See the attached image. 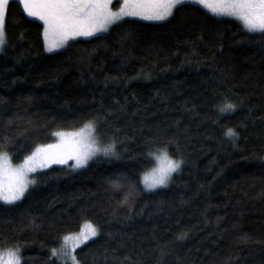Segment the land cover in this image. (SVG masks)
Segmentation results:
<instances>
[{
	"label": "trees",
	"instance_id": "obj_1",
	"mask_svg": "<svg viewBox=\"0 0 264 264\" xmlns=\"http://www.w3.org/2000/svg\"><path fill=\"white\" fill-rule=\"evenodd\" d=\"M5 27L0 151L18 164L94 118L119 155L34 173L24 196L0 200V248L19 244L21 264H71L50 249L91 221L98 233L74 250L80 264H264V34L190 1L57 51L19 0ZM226 101L237 107L220 112ZM165 145L181 166L148 190L141 174ZM121 171L136 182L124 203L106 179Z\"/></svg>",
	"mask_w": 264,
	"mask_h": 264
},
{
	"label": "snow or ice",
	"instance_id": "obj_2",
	"mask_svg": "<svg viewBox=\"0 0 264 264\" xmlns=\"http://www.w3.org/2000/svg\"><path fill=\"white\" fill-rule=\"evenodd\" d=\"M196 2L206 5L213 12H226L229 15L238 16L247 30L264 34V0H196ZM183 3L184 0H122L120 7L113 10L109 6L110 0H19V4L28 15L39 17L43 21L42 34L45 48L49 51L61 47L70 37L89 36L92 33L107 30L110 25L120 22L124 16L165 20L173 15L177 7L183 6ZM8 4L9 0H0V50H3L7 44L5 24ZM236 107L237 105L232 101H226L219 105V110L230 112ZM84 128L89 130L90 138L83 146L79 141L59 142L55 145L38 144L14 167L10 163L7 168L5 167L8 154L0 151V200L10 202L24 196L29 185L35 183L34 179L28 177V173L52 163L53 155L49 153V149H57L60 155L71 154L74 157L72 164L74 168L86 165L98 154L104 157H118L115 140L101 142L98 139L95 131L97 121L94 118L86 120L80 131L83 132ZM59 134L64 135L63 131ZM224 134L233 141L240 135L231 126L225 128ZM169 143H174V141H169ZM65 144L68 145L67 149H65ZM149 155L156 158L157 164L141 174L144 188L152 189L158 185L168 184L173 171L180 168L182 159L169 156L167 145L150 152ZM60 162L66 163L65 160H60ZM106 179L114 190L125 189L120 203L127 201L135 191L136 182L131 180L125 172H115ZM86 223L91 225V221ZM97 232L98 228L91 225L87 232L66 233L61 237L63 241L61 246L50 249V256L59 261L70 260L71 264H80L72 250L87 241L90 236H96ZM179 235L182 236L183 233ZM241 239H248V235L242 234ZM19 253L20 246L17 244L9 251V255L14 258L10 264H21L23 258Z\"/></svg>",
	"mask_w": 264,
	"mask_h": 264
},
{
	"label": "rangeland",
	"instance_id": "obj_3",
	"mask_svg": "<svg viewBox=\"0 0 264 264\" xmlns=\"http://www.w3.org/2000/svg\"><path fill=\"white\" fill-rule=\"evenodd\" d=\"M188 1L197 3L196 0H184V2H188ZM121 3H122V0H110V5H109V6H110L113 10H116L117 8L120 7ZM203 6L206 7L209 11L213 12V11L211 10V8L207 7L206 5H203ZM213 13H215V14H219V15H224V16H229V17L236 18L237 20H239V21L243 24V22L240 20V18H239L238 16L229 15V14L226 13V12H225V13H217V12H213ZM27 14H28V13H27ZM31 17H34V18L39 19V17H36V16H31ZM124 17H138V18L145 19L144 17H141V16H132V15H128V16H124ZM124 17H123V18H124ZM39 20H40V19H39ZM147 20H148V19H147ZM40 21L43 23L42 20H40ZM154 21H157V20H154ZM117 23H118V22H117ZM114 24H116V23H114ZM114 24H113V25H114ZM113 25H110V26L107 28V30L99 31V32H95V33H92V34L89 35V36H86V35H78V36H75V37H70L67 41H65V43H64L61 47H59V48H53V49H51L50 51H57V50H61V49H63L71 39L78 38V37H90V36H93V35H96V34H99V33H104V32H106V31H108ZM46 50H47V49H46ZM0 51H1V50H0ZM47 51H49V50H47ZM89 138H90V133H89V130H88L87 128H84V131H83V132H81L80 129H77V130H75V131L65 132L63 136H61V135L59 134V135L56 137L55 141L52 142V143H49V144H53V145H55V144H57V143H59V142L79 141V142H80V145L83 146V145L89 140ZM46 145H48V144H46ZM67 147H68V145L65 144V149H67ZM48 151H49L50 154L53 155L52 163H48L46 167H43V168H39V167H38V168L35 169V171H33V172H29V173H28V177H29V178L32 179V175H33L34 173H36L37 171H40V170H44V169L48 168V167L51 166V165L68 164V165L72 166L73 161H74V157H73L71 154H68V155H60L59 151H58L57 149H55V148H53V149H49ZM152 157H153V166H152V167H154V166L157 164V160H156V158H155L154 156H152ZM60 160H65L66 163H61ZM9 163H10L11 166H13V167L19 164V163H18V164L13 163V162L10 160L9 156H8V160L5 162V167H6V168L8 167V164H9ZM173 172H174V171H173ZM142 181H143V178H142ZM160 186H164V185H158L157 187H160ZM1 201H4V200H1ZM4 202H6V203H10V202H14V201H10V202H9V201H4ZM91 225H93V224H91ZM91 225H90L89 223H85V224L82 226L81 230H80L79 232H77V233H80V232H82V231H83V232H87V230L91 227ZM97 233H98V232H97ZM74 234H76V233H74ZM94 237H95V236H94ZM92 238H93V236H90L89 239H88L87 241H89V240L92 239ZM87 241H84V243L87 242ZM70 242H71V240L69 241V243H70ZM62 243H63V241H62ZM62 243H61V244H62ZM84 243H83V244H84ZM81 245H82V244H81ZM81 245H78L76 248H78V247L81 246ZM60 246H61V245H60ZM60 246H59V247H60ZM59 247H58V248H59ZM76 248H75V249H76ZM11 249H14V248H4V249L0 248V264H10V261H12V260L14 259L13 257H11V256L9 255V251H10ZM75 249H73L72 251H74ZM19 255L21 256V253H19ZM65 262H69V263H71L70 260H66Z\"/></svg>",
	"mask_w": 264,
	"mask_h": 264
},
{
	"label": "bare ground",
	"instance_id": "obj_4",
	"mask_svg": "<svg viewBox=\"0 0 264 264\" xmlns=\"http://www.w3.org/2000/svg\"><path fill=\"white\" fill-rule=\"evenodd\" d=\"M174 174V173H173ZM161 187V186H160ZM155 189V188H154ZM149 190V189H148Z\"/></svg>",
	"mask_w": 264,
	"mask_h": 264
}]
</instances>
